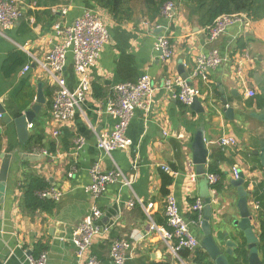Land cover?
I'll return each mask as SVG.
<instances>
[{"label":"crops","instance_id":"0c3cea01","mask_svg":"<svg viewBox=\"0 0 264 264\" xmlns=\"http://www.w3.org/2000/svg\"><path fill=\"white\" fill-rule=\"evenodd\" d=\"M19 1L24 18L0 34V103L14 120L35 104L39 90L46 102L30 128L26 144H21L14 123L5 124L0 117V172L5 159L10 160L7 181H0V264H28L29 256L42 253L48 254L49 264L75 262L71 235L90 211V169L98 162L105 172L119 168L132 179V186L111 185L99 199L103 216L98 225L104 233L94 240L88 256L97 257L102 264H114L112 246L116 241H125L130 245L126 264H209L207 256L198 263L196 253L173 255L157 234L148 231L150 222L145 211L138 204L129 206L136 200L154 204V221L166 226L165 201L169 194L177 198L200 242L203 223L195 222L191 207L198 198L205 204L211 199L215 227L222 224L224 232H229L222 243L223 252L229 240L241 248L240 233L231 226L240 219L238 190L232 186L236 169L244 175L249 207L259 215L253 225L261 240L259 257L264 264V18L252 20L249 28L231 27L210 43L208 27L198 17H190L180 3L171 21L161 16L150 20L140 0L132 4L128 19L116 21L90 0L46 7L30 0ZM60 7L68 8L67 15L54 13L53 9ZM90 9L103 11L111 40L91 71L93 94L83 104L84 114L79 112L64 124L54 123V86L37 60L45 61L57 42L53 34L56 23L71 24ZM163 36L174 48L170 61L162 60L155 51L157 39ZM213 49L220 50L226 62L210 71L208 81H192L201 92L198 99L204 110L197 113L192 104L186 106L175 97L177 90L165 89V83L178 76L189 78L197 58ZM18 51L26 60L10 78H5L3 68ZM246 54L249 60L241 62ZM26 65L30 70L24 73ZM144 73L157 87L150 110L136 112L127 132L132 146L104 157L97 148V134L114 125L105 112V102L115 85L135 83ZM64 76L68 87L75 89L78 80L71 55ZM247 90L255 96L248 97ZM199 130L204 131L211 154L204 176L196 174L191 149ZM224 135L234 136L236 146H219L217 140ZM34 136L38 137L37 143L30 142ZM80 138L84 140L81 147L77 145ZM210 173L221 177L214 187L206 176ZM192 174L196 179L191 178ZM165 175L172 178L166 189ZM32 178L61 194L58 201L50 199L54 204L50 210L26 206L23 188ZM239 248L228 256L230 264H243ZM246 253L244 264H248L247 249Z\"/></svg>","mask_w":264,"mask_h":264},{"label":"built area","instance_id":"2783aa9c","mask_svg":"<svg viewBox=\"0 0 264 264\" xmlns=\"http://www.w3.org/2000/svg\"><path fill=\"white\" fill-rule=\"evenodd\" d=\"M54 13L67 15L68 8L60 7L53 9ZM177 14V1L166 2L160 12V16L168 21L174 20ZM25 13L21 8L19 0H0V34L4 35L15 27L24 18ZM252 19L246 13L222 15L214 24L208 27V40L216 42L229 28H249ZM53 34L57 42L53 45L46 56L45 61H38L41 68L48 74L54 86V95L51 107V119L54 123L64 124L72 120L79 112L84 114L83 104L93 94V83L91 71L96 66L104 48L110 43L111 35L107 26L105 15L100 9L85 11L71 24L56 23L53 26ZM59 40V41H58ZM155 51L164 61H170L174 57V48L168 37L163 36L157 39ZM72 56L74 70L78 84L71 90L66 82L64 71L68 57ZM249 60L248 54L241 58V62ZM226 62L225 56L218 49H213L207 54L200 55L195 63L191 76L184 79L180 76L175 79H168L165 89L177 90L175 97L186 105L193 104L195 98L201 96V92L192 81L202 79L208 81L209 73L219 68ZM240 62V66L242 63ZM263 68H264V61ZM30 70L26 65L24 73ZM242 68L239 67V72ZM157 87L152 77L144 73L135 83L117 84L112 90V95L105 102V112L114 121L111 130L99 135L97 134V148L104 157H112L115 151H127L132 146V140L127 136L128 128L138 110L149 111L151 102L154 99ZM248 97L255 94L246 91ZM2 117V115H0ZM33 125H30L32 128ZM58 133L56 132L55 135ZM84 140L80 138L77 145L81 147ZM221 147L236 146L237 140L234 136H222L217 140ZM46 153V152H44ZM165 171L171 172L169 168ZM91 184L88 187L92 205L83 222L72 232L71 242L76 249V260L72 264H102L95 256L87 255L94 240L101 236L104 231L98 225L103 212L98 205L99 199L108 190L109 186L122 183L131 187L132 179L127 178L119 169L115 168L110 172L102 169L101 163H96L90 169ZM209 184L214 187L221 181L217 174H207ZM234 176L238 178V171L234 169ZM196 179V174L191 175ZM40 199H52L58 201L60 193L55 189H45L37 192ZM138 204L146 213L149 219L148 231L157 234L167 245L173 255L179 257L181 252L188 251L196 253L201 249V242L191 229V223L184 217L177 198L169 194L165 201L166 226L158 225L152 214L154 204H144L141 200L130 202L133 207ZM206 204L200 198L196 199L191 211L196 216L195 222L201 225L204 220V208ZM130 245L125 241H116L111 249V257L114 264H126V252ZM28 264H49L47 253L38 257L29 256Z\"/></svg>","mask_w":264,"mask_h":264},{"label":"water","instance_id":"95a60500","mask_svg":"<svg viewBox=\"0 0 264 264\" xmlns=\"http://www.w3.org/2000/svg\"><path fill=\"white\" fill-rule=\"evenodd\" d=\"M46 100L42 90L36 97L35 104L23 112L19 117L12 120V117L7 113V110L0 103V115L3 117L5 124L14 123L17 135L21 144H26L30 135V125L34 124L37 115L41 112ZM191 108L195 109L197 113H202L200 100L195 98ZM193 164L196 167L197 176H204L206 174L205 166L208 164V159L211 154L207 148L205 133L203 130H199L193 140L192 146ZM10 160L6 158L0 172V181H7V174L9 169ZM232 186L237 188L239 202L238 209L240 212V219L231 223V226L240 233L242 238L241 248L249 254L248 264H263L259 257V249L261 247V240L256 235L255 226L253 220L257 219L259 215H254L252 209L249 207L248 198L250 193L245 188L244 175L238 173V178L232 181ZM213 207L211 199L206 200V206L204 208V220L202 224L203 239L201 241V248L207 254L209 264H230L228 256L234 254V249L239 248L235 242L227 241L225 243L226 251L222 250V243L229 232H224V225H216V220H213Z\"/></svg>","mask_w":264,"mask_h":264},{"label":"trees","instance_id":"16d2710c","mask_svg":"<svg viewBox=\"0 0 264 264\" xmlns=\"http://www.w3.org/2000/svg\"><path fill=\"white\" fill-rule=\"evenodd\" d=\"M36 2L38 7L54 6L58 4H68L70 0H30ZM96 6L105 9L113 16L116 21L128 19L132 15V4L136 0H90ZM145 8V16L154 20L160 16L162 6L171 0H140ZM182 4L188 11L190 17H198L199 21L209 27L215 20L222 15H231L237 13H246L252 20L264 18V0H176ZM25 56L22 52L14 53L3 68L5 78H10L17 68L25 62ZM50 93V92H49ZM51 96V93H50ZM37 143L38 137L34 136L30 142ZM31 145V143H29ZM172 183V178L165 175L164 188L166 189ZM47 185L41 183L38 179L32 178L23 188L24 202L30 209L50 210L53 208V201L50 199H38L36 192L45 190ZM165 194H168L165 191ZM196 220V216L194 217ZM165 225V224H164ZM262 238L264 239V223ZM186 256V252H181ZM239 256L247 262V253L243 248L238 249ZM196 261L203 262L207 254L202 250L196 252ZM243 262V264H244Z\"/></svg>","mask_w":264,"mask_h":264},{"label":"rangeland","instance_id":"374dc122","mask_svg":"<svg viewBox=\"0 0 264 264\" xmlns=\"http://www.w3.org/2000/svg\"><path fill=\"white\" fill-rule=\"evenodd\" d=\"M39 119H42V118H41V116H40V118H39Z\"/></svg>","mask_w":264,"mask_h":264}]
</instances>
